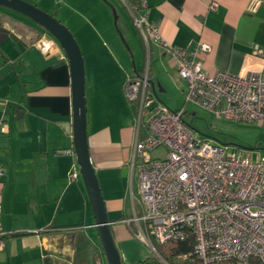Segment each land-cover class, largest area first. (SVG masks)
Returning a JSON list of instances; mask_svg holds the SVG:
<instances>
[{"label": "crops", "instance_id": "crops-1", "mask_svg": "<svg viewBox=\"0 0 264 264\" xmlns=\"http://www.w3.org/2000/svg\"><path fill=\"white\" fill-rule=\"evenodd\" d=\"M142 1L140 11L156 25L160 37L174 47L194 50L208 73L239 74L264 66V52L253 50L257 45L264 51V0ZM107 3L131 16L130 0ZM29 24L13 10L0 8V27L10 30L15 40L5 36L0 41V230L4 232L0 264H45V259L51 264H92V256L97 264H104L78 164L77 176H68L77 163L68 59L55 39L40 37ZM128 27L125 43L131 53L140 54L141 65L132 55V69L125 71L121 82L123 90L134 70L143 68L157 100L159 93H165L174 100V109L184 107L185 98L178 106L174 92L184 97L186 86L176 72L174 57L151 36L145 41L137 26L138 33ZM198 42L207 43L209 49L197 48ZM79 47L90 58L103 56L99 44H90L85 51ZM83 58L90 159L122 261L134 264L146 257L138 254L140 249L130 237L133 226L124 210L126 179L131 190L134 178L138 187L132 164L135 103L125 104L118 84V99L124 105L121 121L103 113L97 97L106 88L95 87L93 67ZM129 205L131 214V197Z\"/></svg>", "mask_w": 264, "mask_h": 264}, {"label": "built area", "instance_id": "built-area-1", "mask_svg": "<svg viewBox=\"0 0 264 264\" xmlns=\"http://www.w3.org/2000/svg\"><path fill=\"white\" fill-rule=\"evenodd\" d=\"M138 2L129 6L133 22L145 41L151 36L174 57L186 82L185 102L218 118L264 126V66L239 74L208 73L194 50L160 37L140 11L144 2ZM197 48L206 51L209 45L198 42ZM253 50L264 52L257 45ZM124 90L136 103L132 164L138 183L127 223L135 225L158 263L172 264L156 252L155 243L191 235L192 249L177 255L180 260L192 254L198 264H264V157L197 136L183 119V107L171 110L155 98L146 73L128 78ZM158 147L165 149L163 158L150 155ZM77 172L74 163L68 176ZM3 235L0 230V247Z\"/></svg>", "mask_w": 264, "mask_h": 264}, {"label": "rangeland", "instance_id": "rangeland-1", "mask_svg": "<svg viewBox=\"0 0 264 264\" xmlns=\"http://www.w3.org/2000/svg\"><path fill=\"white\" fill-rule=\"evenodd\" d=\"M30 1L35 2L38 7L44 10L47 9L49 13H52L65 24L72 32L83 51H85L90 44H99L100 49L103 51L102 57L96 58L91 56L90 58L87 53H84L83 57L85 56L87 62H90L93 67L92 71L95 87L98 89L103 87L106 88V91L99 90L98 92L97 102L99 108H101L103 113L107 112L113 117L114 121H121V109L124 108V105L120 99H118L116 86L118 84L120 85L122 97L127 105L125 90L121 87V82L125 77V71L129 73L132 69V55L134 57V62L137 65H141V63H139L141 59L140 54H135V51L131 53L124 39V37L126 40L128 39L126 32L129 29V24L130 27L138 33V29L130 19L131 16L129 17L126 11L125 13L122 12L118 6L115 8L110 3H107V0ZM113 9L116 10L117 14L116 23H114ZM95 28H97L98 31ZM121 34L124 36L121 37ZM140 51L142 53L141 48ZM144 65L146 66V62ZM118 78H121V80L118 81ZM87 89L89 90V88L86 87V90ZM174 92L178 93L179 97L177 104L181 106L185 97H183L180 92L175 90ZM158 99L171 110L175 108L173 105L175 104L173 103L174 100L168 99L165 93H159ZM88 105L92 107V101H90ZM169 106H172V108ZM183 108L186 111L183 114L185 121L191 126L193 132L197 136L212 143L224 145L227 148H234L236 145L248 151L253 158L264 157V126L218 118L206 109L194 105L189 101L184 103ZM150 155L152 157L163 158L165 149L163 147L155 148L150 151ZM125 186L124 210L125 213L128 212L127 216L130 219L129 204L131 194L134 199L138 196L135 178L132 182L133 190H131L128 178L126 179ZM129 231L130 237L140 249L138 254L140 256H151L155 258L149 245L140 237L139 231L135 225L132 230ZM175 259L178 261L180 260L177 257Z\"/></svg>", "mask_w": 264, "mask_h": 264}, {"label": "water", "instance_id": "water-1", "mask_svg": "<svg viewBox=\"0 0 264 264\" xmlns=\"http://www.w3.org/2000/svg\"><path fill=\"white\" fill-rule=\"evenodd\" d=\"M0 7L13 10L27 19L30 23L28 26L39 32L40 37L45 38L47 36L55 39L67 56L71 89L73 149L79 173L93 210V226L96 229L97 241L101 248L104 264H124L120 247L112 230V221L108 218L105 201L90 159L86 130L85 66L79 44L65 24L52 13L38 7L36 3L30 0H0ZM113 13L114 23H116L117 14L115 9H113ZM5 36L15 41L10 30L0 27V41ZM38 42H40V39ZM91 259L92 264H97L94 256ZM44 261L45 264H51L48 259Z\"/></svg>", "mask_w": 264, "mask_h": 264}, {"label": "trees", "instance_id": "trees-1", "mask_svg": "<svg viewBox=\"0 0 264 264\" xmlns=\"http://www.w3.org/2000/svg\"><path fill=\"white\" fill-rule=\"evenodd\" d=\"M130 3L139 5L138 0H130ZM142 72H143V68H141L139 70L135 69L134 74L130 75L129 78L141 77ZM129 102L135 103L132 101H129ZM135 105H136V103H135ZM185 112L186 111L184 110V113ZM183 119L185 121L184 116H183ZM185 123L187 125H189L186 121H185ZM192 244H193V239L190 235V236H188L184 239H181V240H170V241H167V242L161 243V244L155 243V249H156V252H158V254H160L163 258L167 259L172 264H198L197 260L192 258L193 257L192 254L188 255L183 260L178 261L175 259L177 257V255H179V254H188L192 249ZM151 258H153V257H151ZM229 264H231V263H229Z\"/></svg>", "mask_w": 264, "mask_h": 264}, {"label": "flooded vegetation", "instance_id": "flooded-vegetation-1", "mask_svg": "<svg viewBox=\"0 0 264 264\" xmlns=\"http://www.w3.org/2000/svg\"><path fill=\"white\" fill-rule=\"evenodd\" d=\"M152 263L159 264L157 259L151 258L150 256H146L144 258L137 260L134 264H152Z\"/></svg>", "mask_w": 264, "mask_h": 264}]
</instances>
